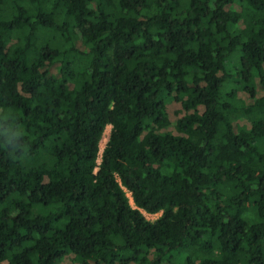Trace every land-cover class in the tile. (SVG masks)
<instances>
[{
    "label": "trees",
    "instance_id": "obj_1",
    "mask_svg": "<svg viewBox=\"0 0 264 264\" xmlns=\"http://www.w3.org/2000/svg\"><path fill=\"white\" fill-rule=\"evenodd\" d=\"M0 264H264V0H0Z\"/></svg>",
    "mask_w": 264,
    "mask_h": 264
},
{
    "label": "rangeland",
    "instance_id": "obj_2",
    "mask_svg": "<svg viewBox=\"0 0 264 264\" xmlns=\"http://www.w3.org/2000/svg\"><path fill=\"white\" fill-rule=\"evenodd\" d=\"M172 112H171V114ZM172 116H169V118L166 119V122H165V125H170L171 127H173L174 123H175V120L173 119ZM236 116L234 114H231V119H235ZM169 126V127H170ZM110 132H111V125H108L106 128H105V131H104V134H103V137L101 139V151H103L104 147L106 146L107 144V141L109 139V136H110ZM128 195L131 197L130 193H128ZM131 201L133 203V200L131 198ZM145 216L150 219V220H155L157 217H159L161 215V212L159 213H148V212H144ZM191 252V251H190Z\"/></svg>",
    "mask_w": 264,
    "mask_h": 264
}]
</instances>
